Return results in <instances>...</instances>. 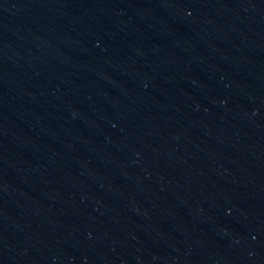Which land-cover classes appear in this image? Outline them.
<instances>
[{
    "label": "water",
    "instance_id": "1",
    "mask_svg": "<svg viewBox=\"0 0 264 264\" xmlns=\"http://www.w3.org/2000/svg\"><path fill=\"white\" fill-rule=\"evenodd\" d=\"M0 264H264V0H0Z\"/></svg>",
    "mask_w": 264,
    "mask_h": 264
}]
</instances>
